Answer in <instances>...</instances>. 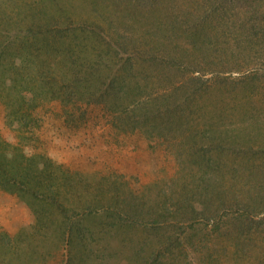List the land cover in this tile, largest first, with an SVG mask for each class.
<instances>
[{
	"label": "trees",
	"instance_id": "16d2710c",
	"mask_svg": "<svg viewBox=\"0 0 264 264\" xmlns=\"http://www.w3.org/2000/svg\"><path fill=\"white\" fill-rule=\"evenodd\" d=\"M111 1L80 4L97 18L56 10L47 0L0 6L5 124L27 143L44 103H57L71 128L99 108L111 137L159 139L177 169L160 199L152 195L155 183L135 190L116 172L82 174L0 136V191L34 218L13 236L0 229V264H42L54 251L62 264H186L194 255L200 264H222L249 248L254 234H263L264 246L261 114L241 102L233 108L227 87L179 75L177 57L188 52L172 37L185 4L115 0L116 18L98 20ZM134 24L151 33L140 39ZM191 169L198 170L188 175Z\"/></svg>",
	"mask_w": 264,
	"mask_h": 264
},
{
	"label": "rangeland",
	"instance_id": "374dc122",
	"mask_svg": "<svg viewBox=\"0 0 264 264\" xmlns=\"http://www.w3.org/2000/svg\"><path fill=\"white\" fill-rule=\"evenodd\" d=\"M14 1L0 0V6L9 10ZM23 1L31 5L37 2ZM47 1L53 3L56 10H75L73 12H78L83 17L88 10L97 18L93 8L80 5L84 0ZM170 1L174 5L178 3L182 8L185 4L184 11L178 15L182 27L172 37L174 44L188 52L185 57H177L178 62L184 64L181 65L179 75L199 77L210 87H227L233 108H238L241 102L246 111L251 110L254 115L261 114L259 117L264 120V0ZM108 5L109 8L102 15L98 9V20L109 22L116 18L115 0ZM92 15L90 16L93 17ZM7 23L8 28L13 30L9 21ZM134 26L132 31L135 36L141 35L140 39L145 32L151 33L149 27L144 29L136 24ZM150 39L156 41L153 36H149V42ZM247 97L251 99L250 102ZM214 104L217 105V102ZM90 111L89 121L79 128H71L60 117L62 111L57 103H44L35 110L39 127L33 129V137L26 143L20 141L14 129L5 124V109L0 104V136L11 144L20 141L18 145L26 151L43 153L57 163L82 171V174L103 175L116 172L135 190L155 183L157 187L152 195L162 199L157 194L177 169L175 158L169 150L166 151V145L163 147L161 140L139 133H118L111 137V129L102 117V111L99 108ZM15 126L13 125L14 128ZM260 130L262 128L258 127V131ZM203 169L205 168L202 167ZM197 170L191 169L188 175L195 174ZM222 184L228 187L230 182L223 181ZM33 222L31 212L21 201L0 191L1 230L13 236ZM259 236L263 234H254L249 248L239 250L237 255L222 257V264H264V250H261L264 246L258 245L262 244ZM212 241L219 242L216 239ZM230 251L233 252L234 249L231 248ZM62 261L63 255L54 251L42 264H62ZM186 264H200L199 258L190 256Z\"/></svg>",
	"mask_w": 264,
	"mask_h": 264
}]
</instances>
